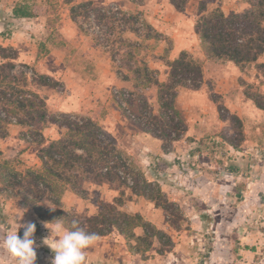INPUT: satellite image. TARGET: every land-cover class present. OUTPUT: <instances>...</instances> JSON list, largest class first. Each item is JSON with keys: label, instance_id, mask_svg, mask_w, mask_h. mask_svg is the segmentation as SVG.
Here are the masks:
<instances>
[{"label": "rangeland", "instance_id": "374dc122", "mask_svg": "<svg viewBox=\"0 0 264 264\" xmlns=\"http://www.w3.org/2000/svg\"><path fill=\"white\" fill-rule=\"evenodd\" d=\"M200 1L187 0L177 10L169 0H0V46L15 51L16 72L35 71L59 83L31 87L44 99L48 119L94 120L169 203L164 211L117 182L82 178L75 190L61 186L60 209L70 216L89 219L100 204L115 201L118 210L140 215L158 231L145 241L140 228L128 237L112 228L86 250L87 264H264V111L251 99L264 102L263 78L256 63L205 55L195 32ZM207 1V12L249 9L246 0ZM80 6L72 19L70 8ZM18 7L33 17L4 30L2 14ZM182 52L201 64L202 79L196 90L177 88L174 121L180 119L184 131L170 141L160 132L172 113H162L157 90L138 85L129 67L145 64L165 82V62ZM7 133L0 138V165L24 173L40 169L41 150L64 130L46 122L12 124ZM24 192L0 184V224L12 230L23 211L18 223L36 224L34 264H50L53 253L43 241L55 210L42 202L33 208ZM4 235L0 231V241ZM0 264H15L2 247Z\"/></svg>", "mask_w": 264, "mask_h": 264}, {"label": "trees", "instance_id": "16d2710c", "mask_svg": "<svg viewBox=\"0 0 264 264\" xmlns=\"http://www.w3.org/2000/svg\"><path fill=\"white\" fill-rule=\"evenodd\" d=\"M169 1L175 9L182 10L187 0ZM246 2L249 6L247 11L224 14L219 8L207 12L208 1L201 0L195 32L207 57L226 60L236 65L256 63L264 85V63H257L264 54V0ZM82 8L84 6L70 8L71 18L76 19ZM2 15L4 30L10 22L33 17V14L23 7L14 9L10 15ZM15 59L16 54L12 48L0 46V138L7 137V127L12 124L33 128L35 124L49 122L63 129L64 134L48 142L41 150L38 171L27 170L18 173L13 170L6 171V163L0 165V184L4 188L25 191L21 195L28 199L33 208L34 202L55 206L52 215L56 219H63L68 226L76 219L80 227L96 233L97 237L104 236L112 228L124 235L130 229L140 228L144 239L130 233V237H135L136 240H145V237L149 239L157 235L158 231L156 232L140 215L131 216L118 210L121 203L115 201L111 204H100L93 217L83 220L60 209V187L68 186L75 190L82 178L89 179L96 185L117 182L129 189L133 195L144 197L164 211H167L169 203L164 200L156 184L148 182L143 174L122 158L113 138L94 120L69 117H62L60 120L48 119L44 99L31 87L56 88L59 83L35 71H32L30 76L22 71L17 73ZM165 66L168 69L165 82H159L155 72L145 64L128 67L138 85L157 90L162 113H172L170 118L168 114L165 115L167 120L163 123L160 135L167 140L177 141L184 130L180 119L174 121L178 116L173 108L176 90L179 87L198 89L202 68L201 64L186 52L180 53L176 59L166 61ZM251 99L257 109L264 111V102L260 101V98ZM152 132L157 135L155 131ZM35 134L39 135L38 132Z\"/></svg>", "mask_w": 264, "mask_h": 264}, {"label": "clouds", "instance_id": "9594fccd", "mask_svg": "<svg viewBox=\"0 0 264 264\" xmlns=\"http://www.w3.org/2000/svg\"><path fill=\"white\" fill-rule=\"evenodd\" d=\"M50 210H55V206L47 204ZM23 217V211L15 218V227L8 229L7 225L0 224V231L5 233L0 241L2 247L15 264H34L36 260L35 239L36 224L31 221L18 223ZM46 225L50 235L43 241L47 245L53 256L50 264H87L86 250L90 248L98 239L97 234L80 227L78 220L73 219L70 226L66 225L61 218ZM45 225V226H46ZM23 229L22 236L18 235V230Z\"/></svg>", "mask_w": 264, "mask_h": 264}, {"label": "crops", "instance_id": "0c3cea01", "mask_svg": "<svg viewBox=\"0 0 264 264\" xmlns=\"http://www.w3.org/2000/svg\"><path fill=\"white\" fill-rule=\"evenodd\" d=\"M263 184V187H264V182L262 183ZM244 239V238H243Z\"/></svg>", "mask_w": 264, "mask_h": 264}]
</instances>
